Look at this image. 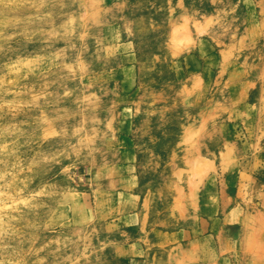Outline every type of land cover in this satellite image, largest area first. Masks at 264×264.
<instances>
[{
	"label": "rangeland",
	"instance_id": "rangeland-1",
	"mask_svg": "<svg viewBox=\"0 0 264 264\" xmlns=\"http://www.w3.org/2000/svg\"><path fill=\"white\" fill-rule=\"evenodd\" d=\"M0 264H264V0H0Z\"/></svg>",
	"mask_w": 264,
	"mask_h": 264
},
{
	"label": "bare ground",
	"instance_id": "bare-ground-1",
	"mask_svg": "<svg viewBox=\"0 0 264 264\" xmlns=\"http://www.w3.org/2000/svg\"><path fill=\"white\" fill-rule=\"evenodd\" d=\"M185 25V24H184ZM181 28V27H180ZM184 28V27H183ZM189 28V27H188ZM174 29H176V28H174ZM185 29V28H184ZM186 31H188L187 29H186ZM184 32V31H183ZM190 34V33H189ZM178 35V34H177ZM176 38V37H175ZM178 38V37H177Z\"/></svg>",
	"mask_w": 264,
	"mask_h": 264
}]
</instances>
